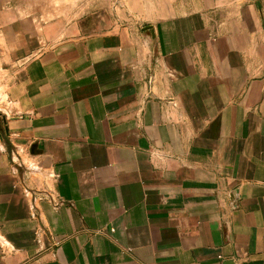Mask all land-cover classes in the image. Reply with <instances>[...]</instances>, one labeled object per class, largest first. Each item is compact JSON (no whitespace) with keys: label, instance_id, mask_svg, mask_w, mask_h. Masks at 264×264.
Masks as SVG:
<instances>
[{"label":"crops","instance_id":"0c3cea01","mask_svg":"<svg viewBox=\"0 0 264 264\" xmlns=\"http://www.w3.org/2000/svg\"><path fill=\"white\" fill-rule=\"evenodd\" d=\"M93 3L0 0V264H264V0Z\"/></svg>","mask_w":264,"mask_h":264},{"label":"rangeland","instance_id":"374dc122","mask_svg":"<svg viewBox=\"0 0 264 264\" xmlns=\"http://www.w3.org/2000/svg\"><path fill=\"white\" fill-rule=\"evenodd\" d=\"M101 1H114V0H38L39 6L41 9L49 10L51 12L52 9H71L73 12H79V10L85 11L91 9L95 6L93 2H101ZM72 13V12H71Z\"/></svg>","mask_w":264,"mask_h":264}]
</instances>
